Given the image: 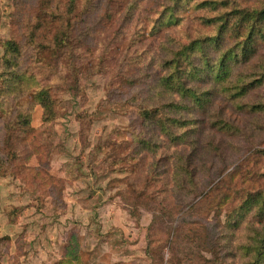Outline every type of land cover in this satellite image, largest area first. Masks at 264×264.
I'll use <instances>...</instances> for the list:
<instances>
[{"label": "rangeland", "instance_id": "rangeland-1", "mask_svg": "<svg viewBox=\"0 0 264 264\" xmlns=\"http://www.w3.org/2000/svg\"><path fill=\"white\" fill-rule=\"evenodd\" d=\"M41 1L0 0V72L2 45L12 38L23 45L20 70L38 71L25 23ZM112 2L118 14L106 25ZM167 2L139 1L117 41L131 0H102L99 10L78 21L70 53L75 71L61 63L47 77L59 99V117L52 124L42 126L37 106L31 118L35 131L18 138L8 123L26 98L1 105L0 264H237L225 253L234 255L238 246L240 254L244 238L230 239L228 249L215 256V241L229 235L223 223L237 204L222 198L264 185V113L251 114L242 101L232 104L231 94L214 99L208 113L185 100L177 115L185 128L180 144L171 146L157 126L144 122L140 103L161 71L156 62L161 43L190 32L196 38L213 35L203 20L227 11L192 10L187 4L178 25L171 15L158 23ZM255 2L231 0L230 5L246 8ZM133 80L136 86L129 84ZM258 89L264 102V83ZM144 141L145 152L133 159ZM14 152L17 159L7 162ZM185 159L193 169L190 176L181 173L189 192L177 194L181 177H174V168H184ZM234 219L232 231L246 234L247 224ZM223 241L227 245L228 238Z\"/></svg>", "mask_w": 264, "mask_h": 264}, {"label": "trees", "instance_id": "trees-1", "mask_svg": "<svg viewBox=\"0 0 264 264\" xmlns=\"http://www.w3.org/2000/svg\"><path fill=\"white\" fill-rule=\"evenodd\" d=\"M131 1L132 5L129 6L131 11L125 13L118 28L116 41L130 21L132 17L130 13H133L141 0ZM101 2L102 0H42L38 4L36 15L25 23L27 42L35 47L38 54L36 72L34 69L20 70L22 44L14 38L3 43L4 69L0 72V79L3 80L0 88V107L14 99L26 98L24 104L15 107V113L8 123L11 133L15 132L16 137H26L35 131L31 127V118L37 106L42 108L43 127L58 119L59 99L54 87L50 83L47 85V77L56 74L61 63L75 71V65L71 64L73 61L71 57L74 59V55H70L75 50V27L78 21L83 22L90 13L99 10ZM112 3L110 8L106 7L107 13L104 16L106 25L112 24L118 14L117 11L112 12L116 2ZM230 3L231 0H168L160 11L158 23L171 15V20L175 19L178 25L181 22L179 13L187 8V4L192 10L204 11L216 6L221 10L227 9L224 13L222 11L212 18L207 17L203 20L206 28L214 30L213 35L196 38L194 33L190 32V36L183 39H178L177 36L173 39L166 37L165 42L160 45L162 53L156 62L161 71L156 74L158 78L149 86L144 100H141L140 108L144 122L157 126L160 133L173 142L169 146L180 144L185 123L177 115L179 104H183L185 100L191 101V106L198 111L208 113L214 99L231 94L232 104L242 101L245 108L250 109L251 114L264 113V102L258 100L260 97L258 87L264 83V0H256L254 5L246 8H237ZM119 7L122 10L123 5ZM260 70L262 72H259ZM45 71L51 74L47 73L46 76L43 73ZM150 76L145 75L144 79ZM242 80L239 85L237 81L240 83ZM129 84L136 86L138 81L133 80ZM226 126L225 123L224 129ZM140 143L143 146H136L133 159L143 155L149 144L146 141ZM157 150L158 148L156 154ZM261 154L264 156V153ZM15 156L16 154L9 157L6 155L7 162H14L17 159ZM184 163V168L180 169L177 165L174 168V177H181L177 181V194L189 192L188 181L181 173L190 176L193 169L190 159H185ZM151 168L158 169L159 162L152 164ZM8 172L9 170L5 174ZM262 177L264 179V174ZM246 190L233 191L236 201L232 191L223 195V203L237 204L228 212L223 223V232L229 235L218 237L216 244L214 243L215 256L228 249L230 239H233L234 243L239 238H244L246 243L240 254L237 252L238 246H235L234 255L228 250L225 255L234 257L237 264H264V185L258 190ZM244 191L246 192L241 193ZM234 218L238 219L239 225L242 222L248 225L245 228L246 234L239 235L232 231ZM226 238L227 245L223 241ZM207 263L215 264V260ZM219 264L224 263L222 261Z\"/></svg>", "mask_w": 264, "mask_h": 264}]
</instances>
